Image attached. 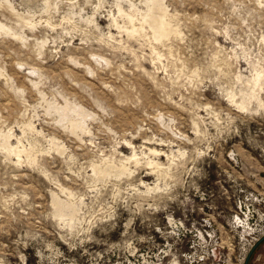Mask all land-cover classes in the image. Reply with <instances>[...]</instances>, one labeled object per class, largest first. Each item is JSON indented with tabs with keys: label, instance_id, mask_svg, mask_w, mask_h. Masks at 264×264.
Instances as JSON below:
<instances>
[{
	"label": "rangeland",
	"instance_id": "rangeland-1",
	"mask_svg": "<svg viewBox=\"0 0 264 264\" xmlns=\"http://www.w3.org/2000/svg\"><path fill=\"white\" fill-rule=\"evenodd\" d=\"M263 76L264 0H0V264H264Z\"/></svg>",
	"mask_w": 264,
	"mask_h": 264
},
{
	"label": "bare ground",
	"instance_id": "bare-ground-1",
	"mask_svg": "<svg viewBox=\"0 0 264 264\" xmlns=\"http://www.w3.org/2000/svg\"><path fill=\"white\" fill-rule=\"evenodd\" d=\"M264 77V76H263ZM254 79V78H253ZM252 79V80H253ZM248 82H250L251 83V81L249 80ZM262 82H263V78L261 77V75L260 74H258V75H256V77H255V79H254V81H253V88H252V91H251V98L253 99V100H256L257 99V97H258V92L261 90V85H262ZM249 84V83H248ZM263 85H264V83H263ZM250 87V86H249ZM248 87V88H249ZM249 91V90H248ZM234 93V92H233ZM235 94V93H234ZM232 95V94H231ZM260 95V94H259ZM236 96V95H235ZM243 96H245V94L243 95ZM236 98L238 99V98H240V96H236ZM235 98V99H236ZM242 98V97H241ZM260 100V99H259ZM237 101H240V100H237ZM243 102H245V101H243ZM242 102V103H243ZM257 102H260V101H257ZM237 103V102H236ZM250 104V103H249ZM253 104H257V103H253ZM237 105V104H236ZM251 107V106H250ZM253 108V107H252ZM81 113V112H80ZM71 121V120H70ZM69 121V122H70ZM79 126V125H78ZM33 127V126H32ZM80 129V128H79ZM72 132V131H71ZM130 145V144H129ZM134 149V148H133ZM133 155V154H132ZM137 156V155H136ZM159 165V164H158ZM117 170V169H116ZM105 174V173H104ZM60 208V207H59ZM60 214V213H59ZM264 238V237H263ZM262 238V239H263ZM261 239V240H262ZM260 240V241H261Z\"/></svg>",
	"mask_w": 264,
	"mask_h": 264
},
{
	"label": "trees",
	"instance_id": "trees-1",
	"mask_svg": "<svg viewBox=\"0 0 264 264\" xmlns=\"http://www.w3.org/2000/svg\"><path fill=\"white\" fill-rule=\"evenodd\" d=\"M262 241H264V238L262 239ZM259 243H260V242H259ZM259 243H258V244H259ZM247 262H248V261H247ZM246 264H247V263H246Z\"/></svg>",
	"mask_w": 264,
	"mask_h": 264
},
{
	"label": "built area",
	"instance_id": "built-area-1",
	"mask_svg": "<svg viewBox=\"0 0 264 264\" xmlns=\"http://www.w3.org/2000/svg\"><path fill=\"white\" fill-rule=\"evenodd\" d=\"M263 237H264V233H263Z\"/></svg>",
	"mask_w": 264,
	"mask_h": 264
},
{
	"label": "flooded vegetation",
	"instance_id": "flooded-vegetation-1",
	"mask_svg": "<svg viewBox=\"0 0 264 264\" xmlns=\"http://www.w3.org/2000/svg\"><path fill=\"white\" fill-rule=\"evenodd\" d=\"M249 259V258H248ZM248 259H247V261H248ZM247 263V262H246Z\"/></svg>",
	"mask_w": 264,
	"mask_h": 264
}]
</instances>
